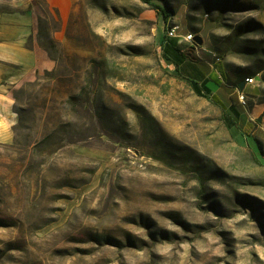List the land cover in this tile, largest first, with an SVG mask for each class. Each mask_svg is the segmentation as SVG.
Returning <instances> with one entry per match:
<instances>
[{"label":"rangeland","instance_id":"obj_1","mask_svg":"<svg viewBox=\"0 0 264 264\" xmlns=\"http://www.w3.org/2000/svg\"><path fill=\"white\" fill-rule=\"evenodd\" d=\"M35 1L54 64L3 79L0 264H264V0H73L66 22ZM175 26L209 97L163 54Z\"/></svg>","mask_w":264,"mask_h":264},{"label":"crops","instance_id":"obj_2","mask_svg":"<svg viewBox=\"0 0 264 264\" xmlns=\"http://www.w3.org/2000/svg\"><path fill=\"white\" fill-rule=\"evenodd\" d=\"M43 1L51 11L57 10L59 18L64 22L72 13L73 0ZM41 12L35 0H0V143L14 142V127L17 124L12 95L4 89L5 76L10 74V79L20 77L32 80L38 71L53 68L54 63L49 60L47 53L32 44L39 29ZM195 64L205 80L216 79L219 83L221 76L214 75L213 79L200 64Z\"/></svg>","mask_w":264,"mask_h":264},{"label":"trees","instance_id":"obj_3","mask_svg":"<svg viewBox=\"0 0 264 264\" xmlns=\"http://www.w3.org/2000/svg\"><path fill=\"white\" fill-rule=\"evenodd\" d=\"M145 1L150 2L149 0H145ZM153 7H155V6H153ZM48 10L51 11L49 8H48ZM55 12L58 15V11L55 10ZM162 13H163V18L165 20V23L168 24L169 23V13L166 10H163ZM167 33H168V31L166 33H164V36L162 39V44L164 46L163 54L165 55L167 60H169L171 63L176 65L181 76L184 77V79L190 84L189 86L197 95H200L201 97L211 96L213 94V91H215L217 86H220V84L217 82V80L215 78H213V79H215V81L214 80H212V81L211 80H209V81L205 80L204 75L201 74V72L196 69L197 65L195 64L194 60L192 59L191 54H188V53L186 54L184 52V50H182L179 47L178 38L168 37ZM186 65H190L192 67V74L182 70V68L185 67ZM254 74L255 73H253V72L248 73L247 75H249V76H247V77H250ZM227 76H228V74L227 75L225 74V77H227ZM232 77L234 79L236 78L234 76H232ZM244 78H245V76L243 77V79ZM250 78H252V77H250ZM240 82H241V80H238V81L235 80V88H237V86L239 85ZM16 101H17V99H16ZM14 110L16 113L19 114V116L22 115L23 110H20L17 106L14 107ZM229 111H230L231 116L234 117L235 120L239 119L240 113L233 103L230 105ZM14 131H16V128H14ZM253 153L255 155L254 156L255 159L258 162H260L261 160H260L259 156L262 153L260 146H256L254 148Z\"/></svg>","mask_w":264,"mask_h":264},{"label":"built area","instance_id":"obj_4","mask_svg":"<svg viewBox=\"0 0 264 264\" xmlns=\"http://www.w3.org/2000/svg\"><path fill=\"white\" fill-rule=\"evenodd\" d=\"M178 26L172 27L168 30V37L171 38H180V35L177 34ZM182 39L189 44H193L195 48L198 47V45L195 42V35L194 33L187 34L186 36H182ZM217 61H220L219 57L216 58ZM254 83L253 79H247L246 84ZM237 91V97L239 105L245 106L247 104L246 95L244 94V91H239L238 88H236Z\"/></svg>","mask_w":264,"mask_h":264},{"label":"water","instance_id":"obj_5","mask_svg":"<svg viewBox=\"0 0 264 264\" xmlns=\"http://www.w3.org/2000/svg\"><path fill=\"white\" fill-rule=\"evenodd\" d=\"M195 42H196V44H197L198 46L203 45L202 37H201L200 35H196V36H195ZM246 85H247V84H246V81L243 80V81H241V82L239 83V85L237 86V88H238L239 91H243L244 88L246 87ZM259 121H261V120H259ZM259 121H258V122H259Z\"/></svg>","mask_w":264,"mask_h":264},{"label":"bare ground","instance_id":"obj_6","mask_svg":"<svg viewBox=\"0 0 264 264\" xmlns=\"http://www.w3.org/2000/svg\"><path fill=\"white\" fill-rule=\"evenodd\" d=\"M247 79H253V78H247ZM247 79H246V80H247Z\"/></svg>","mask_w":264,"mask_h":264}]
</instances>
